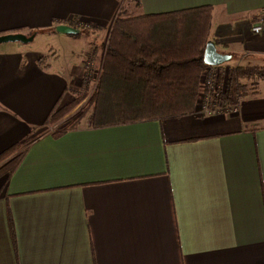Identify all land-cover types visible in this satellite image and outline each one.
<instances>
[{
	"label": "crops",
	"instance_id": "obj_1",
	"mask_svg": "<svg viewBox=\"0 0 264 264\" xmlns=\"http://www.w3.org/2000/svg\"><path fill=\"white\" fill-rule=\"evenodd\" d=\"M122 4L0 0V36L76 48L68 59L34 41L0 46V155L26 147L0 176V264H264V80L244 82L235 115L195 111L59 136L47 125L73 102L86 55L118 18L210 8L208 40L235 63L224 65L264 68V31L253 33L264 0Z\"/></svg>",
	"mask_w": 264,
	"mask_h": 264
},
{
	"label": "trees",
	"instance_id": "obj_2",
	"mask_svg": "<svg viewBox=\"0 0 264 264\" xmlns=\"http://www.w3.org/2000/svg\"><path fill=\"white\" fill-rule=\"evenodd\" d=\"M210 8L137 19L118 18L109 35L96 92L88 102L91 127L114 126L153 119L175 118L195 112L203 61L209 43ZM227 98L246 92L243 81L264 80V68H238ZM78 102L53 112V125ZM72 127L54 133L59 136ZM26 147L14 146L0 155V176L11 175Z\"/></svg>",
	"mask_w": 264,
	"mask_h": 264
},
{
	"label": "rangeland",
	"instance_id": "obj_3",
	"mask_svg": "<svg viewBox=\"0 0 264 264\" xmlns=\"http://www.w3.org/2000/svg\"><path fill=\"white\" fill-rule=\"evenodd\" d=\"M134 3L136 5V0H123V5L128 6L130 3ZM137 6V5H136ZM131 7L129 9V14L131 16L139 15V11L136 8ZM123 7V11H124ZM128 10V9H127ZM135 11V12H132ZM127 12V11H126ZM89 34L90 31L84 32V34ZM90 39V38H89ZM90 41V40H89ZM87 39H82L81 44L82 47L87 45L89 43ZM36 46L40 47L42 54L44 55H50V50H53L57 53H61L62 56L69 59L70 52L75 51V47H71L70 45L66 43H59L57 40H53L49 36H38L34 43ZM109 44V38L105 34L98 37V39L95 40L94 49H91L93 51H89V53L86 55V61L83 66V84L82 86L76 90L75 94H73V102H78L79 105H77L72 111H70L66 116H64L62 119L58 120L57 123L50 125L51 132H61L63 130L72 128V127H83L86 125H90L89 118H90V107H88V102L96 92V89L98 87V83L101 79L102 75V65L104 61V55L106 52L107 45ZM79 50V48H77ZM90 50V49H89ZM76 54L78 52L76 51ZM83 59V56L81 57ZM227 64H235L234 60L228 62ZM90 65V66H88ZM241 68V66H230V65H222L221 69L218 71L219 73H215L218 78V83H220V86H223V89L225 91V94L228 95L231 89V80L233 76L235 75L234 72ZM242 68H248V67H242ZM208 70L207 68L204 70L201 78H200V87H199V94H198V100L196 104L195 111L200 112L201 108V92H203L202 88L205 80L208 78ZM245 82V81H243ZM250 87V86H249ZM248 90V88H246ZM241 97V96H240ZM227 98V96H226ZM241 99V98H240Z\"/></svg>",
	"mask_w": 264,
	"mask_h": 264
},
{
	"label": "built area",
	"instance_id": "obj_4",
	"mask_svg": "<svg viewBox=\"0 0 264 264\" xmlns=\"http://www.w3.org/2000/svg\"><path fill=\"white\" fill-rule=\"evenodd\" d=\"M264 31V8L261 10L259 15L258 24L253 27V33L261 34ZM43 62V60H42ZM90 66V65H88ZM222 66L218 67H207L208 70V78L205 80L202 88L203 92H201V108L200 113L204 115H235L238 114L240 105L238 97L235 101H231L226 98L225 91L223 86H220L218 83V78L215 73H219L218 71Z\"/></svg>",
	"mask_w": 264,
	"mask_h": 264
},
{
	"label": "water",
	"instance_id": "obj_5",
	"mask_svg": "<svg viewBox=\"0 0 264 264\" xmlns=\"http://www.w3.org/2000/svg\"><path fill=\"white\" fill-rule=\"evenodd\" d=\"M56 31L65 35H76L80 33L78 29L64 25L58 26ZM34 37V35L27 36L21 33L1 35L0 46L14 43L28 45L34 41ZM203 61L207 66L218 67L230 62L231 56L219 53L215 44L213 42H209L204 52Z\"/></svg>",
	"mask_w": 264,
	"mask_h": 264
}]
</instances>
